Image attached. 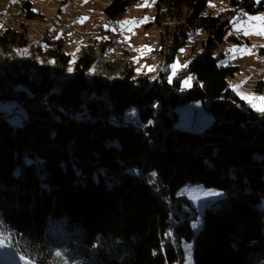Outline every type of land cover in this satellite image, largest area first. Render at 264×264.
I'll use <instances>...</instances> for the list:
<instances>
[{
    "label": "trees",
    "instance_id": "1",
    "mask_svg": "<svg viewBox=\"0 0 264 264\" xmlns=\"http://www.w3.org/2000/svg\"><path fill=\"white\" fill-rule=\"evenodd\" d=\"M134 1L111 0L104 12L116 17ZM207 2L155 0L167 59L189 32L207 34L187 65L195 79L184 96L168 72L139 74L129 49L91 71L100 44L88 43L71 75L59 39L33 41L22 22L0 33V102L22 120L0 111L4 244L31 264H183L189 243L193 264H264V112L229 86L239 66L213 56L230 18L204 13ZM229 4L228 14L264 8ZM31 7L25 0L19 14L42 18ZM100 42L101 52L112 44ZM259 53L264 61V44ZM193 100L210 114L207 127L175 126L174 107ZM187 183L221 196L194 207L179 191Z\"/></svg>",
    "mask_w": 264,
    "mask_h": 264
},
{
    "label": "rangeland",
    "instance_id": "2",
    "mask_svg": "<svg viewBox=\"0 0 264 264\" xmlns=\"http://www.w3.org/2000/svg\"><path fill=\"white\" fill-rule=\"evenodd\" d=\"M24 1L0 0V12L3 11L10 15L8 21H0V33L7 26H13V28L20 30L22 29L20 23L22 22L25 25L27 36L33 41L37 42L42 39L44 44L46 41L44 36L47 35L51 36L53 40L59 39L61 48L70 56L67 72L71 75L78 73L81 66L78 64L77 59L83 53L84 47L88 43L93 44L95 40L98 43L99 39L96 31L99 29L98 22L102 19L101 12H104L105 7L111 0H87V2L85 0H76L77 4L71 0H30L33 11L35 10L37 13L43 15L42 18L36 17L33 19H25L24 14H19L21 4ZM256 1L257 4L260 3L258 0ZM262 3L264 7V2ZM138 5L145 6L141 7ZM229 8V0H208L203 10L204 13L221 14L224 20L226 19V15H229L230 18V26L226 30L223 42L216 43L212 54L219 57L218 63L220 65L233 63L239 66V72L228 78L229 86L233 90V86L239 85V88L234 90L239 97L241 95L238 92L253 93L257 97L263 96L264 61L263 56L259 53V47L264 44V34L258 33H264V20L250 19V17L264 15V8L257 9L254 12L237 9L228 14L226 10ZM94 9L97 11H94ZM91 11L94 14L89 13ZM155 11V0L154 2L153 0H136L128 6L124 13L117 15L115 18L118 20L121 33L128 40V45L126 42L124 47L120 46L117 48L114 44V39L110 38L108 33L105 34L103 37H106V40H111L112 44L105 45L106 47L102 50L103 52H101L100 48L93 49L92 46L87 47H92L91 50L95 51L96 55L89 70L93 71L100 62L105 63L107 61L118 60L120 50L129 49L130 57L133 59V63L139 74L155 78L161 70L168 72V82H172L173 79H180V88H176V90L179 96H184L192 89V83L195 79L193 73H186L187 65L189 61L195 59L204 51L202 42L207 34L199 33V30L189 32L186 42L178 47L172 56L167 59L166 55L168 52H162L164 48L161 43L162 33L154 23ZM78 20H82V22H77ZM124 21H127V23H122ZM57 22L71 26L76 33L69 35L70 31L64 30ZM173 23L169 21L165 23L169 27V31L174 25ZM105 25L107 27L101 30L115 33L113 27H110L106 22ZM245 32L248 34L245 35ZM86 34L93 36L86 39L83 37ZM98 44H100L98 47L102 46V42ZM144 45L148 47H142ZM181 49L184 51L181 52ZM28 53L34 54L32 47H30ZM173 64H175V67H172ZM179 70L180 72H178ZM169 77H171V80H169ZM260 80L263 81V86L262 90L258 91L255 89V86ZM244 100L252 107L255 104L257 107L254 108L256 109L262 106L261 100H252L251 103L248 99ZM186 104V101H179L178 105L174 107L177 115L175 126L193 131L207 127L211 116L203 110L201 101H191L192 107L190 109H187ZM0 111L4 112L5 116L10 117L12 122L16 124L22 122L21 118H12L10 116L15 111L11 102H0ZM169 114L173 115L172 111H169ZM179 191L188 198L194 207H199L205 198L209 199L221 196L219 192H215L211 188L198 183H187ZM189 244L191 245L192 253V243ZM183 249L185 254L183 264H185L187 250L185 247ZM21 257L22 255L9 248L6 244L0 246V264H25V260L28 261V264H31L29 259L24 257L25 260H22ZM190 261L193 264L191 256Z\"/></svg>",
    "mask_w": 264,
    "mask_h": 264
},
{
    "label": "bare ground",
    "instance_id": "3",
    "mask_svg": "<svg viewBox=\"0 0 264 264\" xmlns=\"http://www.w3.org/2000/svg\"><path fill=\"white\" fill-rule=\"evenodd\" d=\"M73 1V0H71ZM75 4H77L76 2H74ZM89 13H92L94 14L92 11L89 12ZM102 14V19H100V21L98 22V27L99 29L96 31V34L98 35V37L105 35V34H109L108 36L110 38H113L114 39V44L115 46L118 48L120 46H125L126 44V41L125 39L123 38V34L121 33V30H120V26H119V23H118V20L115 18V17H112V16H109L107 13L105 12H101ZM0 15H5V17H0V21H8V19L10 18V15L6 14L5 12H0ZM105 22L109 24L110 27H113V29H115V33H111L110 31H104V30H101L102 28L105 27ZM58 25H61V27L64 29V30H68L70 31L71 35L73 33H76V31L74 29L71 28V26L67 25V24H64V23H58ZM72 29V30H71ZM93 35L91 34H86L84 35L83 37L86 38V39H89L91 38Z\"/></svg>",
    "mask_w": 264,
    "mask_h": 264
},
{
    "label": "snow or ice",
    "instance_id": "4",
    "mask_svg": "<svg viewBox=\"0 0 264 264\" xmlns=\"http://www.w3.org/2000/svg\"><path fill=\"white\" fill-rule=\"evenodd\" d=\"M85 2H87V0H85ZM153 2H154V0H153ZM258 2H264V0H258ZM138 6H141L142 7V6H145V5H138ZM250 19H262V20H264V15L257 16V17H250ZM77 22H82V20H78ZM122 23H127V21H124ZM105 27H107V25H105ZM247 34L248 33L245 32V35H247ZM258 34H264V33H258ZM69 35H71V33H69ZM57 38H59V36H57ZM104 38L106 39V37H104ZM98 39H99V37H98ZM142 47L147 48L148 46L147 45H144ZM180 51L183 52L184 50L181 49ZM172 67H175V64H173ZM169 80H171V77H169ZM241 83H243V81H241ZM233 87H234V90H235V89L239 88V85H235ZM238 94L241 95V98L242 99H248L250 103L252 102V100H261V101H264V96L257 97L253 93H239L238 92ZM253 106L254 107H257L255 104H253ZM257 110H259L261 112H264V106L258 107ZM149 123H151V122H149ZM153 175H155V173H153ZM165 235L171 236V232L166 233ZM3 244H4V241L2 239H0V246H3ZM185 248L187 250V257H186L185 264H191V261H190L191 245H185ZM57 255H60V253H57ZM21 259L22 260H25V258L23 256L21 257ZM25 264H28V261L27 260H25Z\"/></svg>",
    "mask_w": 264,
    "mask_h": 264
},
{
    "label": "crops",
    "instance_id": "5",
    "mask_svg": "<svg viewBox=\"0 0 264 264\" xmlns=\"http://www.w3.org/2000/svg\"><path fill=\"white\" fill-rule=\"evenodd\" d=\"M68 1H70V0H68ZM74 2H76V0H73ZM94 11H97L96 9H94ZM3 12V11H2ZM94 30V29H93ZM107 32V31H106ZM104 35L102 34V37H99V40H98V43H100V40L102 39L103 40V42L106 40L104 37H103ZM123 38L125 39V41L127 42V45H128V40H127V38H125L124 36H123ZM101 46H99V47H97V48H100Z\"/></svg>",
    "mask_w": 264,
    "mask_h": 264
},
{
    "label": "built area",
    "instance_id": "6",
    "mask_svg": "<svg viewBox=\"0 0 264 264\" xmlns=\"http://www.w3.org/2000/svg\"><path fill=\"white\" fill-rule=\"evenodd\" d=\"M0 17H5V15H0ZM72 30V29H71Z\"/></svg>",
    "mask_w": 264,
    "mask_h": 264
}]
</instances>
